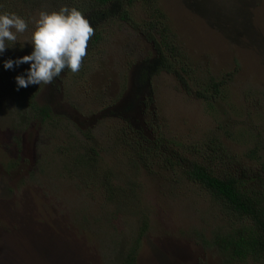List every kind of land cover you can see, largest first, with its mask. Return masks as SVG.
Wrapping results in <instances>:
<instances>
[{"label":"rangeland","instance_id":"1","mask_svg":"<svg viewBox=\"0 0 264 264\" xmlns=\"http://www.w3.org/2000/svg\"><path fill=\"white\" fill-rule=\"evenodd\" d=\"M156 1L170 28L167 43L188 53L199 75L218 80L225 97L208 107L162 69L150 75L143 90L152 97L155 113L131 115L142 122L155 120L166 139L186 146L220 135L241 155L255 141L240 135L226 139L221 127L231 120L236 132L249 130L264 138V0ZM81 2L85 0H5L0 7V14L16 13L28 23L16 44L0 54V264H122L144 217L149 225L137 264H225L204 242L225 217L207 190L164 163L153 165L152 172L140 167L134 173L124 166L121 150H109L113 124L122 118L119 109L108 106L134 95V67L157 52L143 25L137 29L117 17L105 20L80 71L64 70L47 85L18 89L16 77L26 76L30 64L4 67L6 60L33 51L27 41L41 11ZM125 8L138 24L146 20L140 1ZM90 10L84 5L81 12L86 16ZM162 50L173 60L168 47ZM30 95L50 103L57 117L35 119ZM86 132L93 137L89 144L104 156L99 177L76 167L80 152L57 150L87 139ZM245 163L257 171V161ZM105 172L111 173V184L129 186V198L110 200Z\"/></svg>","mask_w":264,"mask_h":264},{"label":"trees","instance_id":"2","mask_svg":"<svg viewBox=\"0 0 264 264\" xmlns=\"http://www.w3.org/2000/svg\"><path fill=\"white\" fill-rule=\"evenodd\" d=\"M137 1L146 6L147 18L142 24H138L131 12L125 8ZM4 2L5 0H0L1 8ZM84 5L88 10L91 8L85 17L95 30L88 47L90 44L94 46L101 38L99 31L102 23L113 17L126 21L137 29L143 25L147 38L156 44L155 56L143 58L134 67V95L128 94V98L119 97L108 106L110 109H119V117L122 118L117 125L113 124L109 150H121L125 158L124 166L134 173H138L141 168L152 172L153 165L164 163L180 171L187 180L199 184L217 201L225 215L222 225L212 232L209 239H204V242L216 249L225 264H264V138L255 137L249 130L236 132L229 125L231 120H227L221 127L224 138L233 139L240 135L246 140L255 141L253 147L239 155L224 144L220 135L186 146L175 138L166 139L164 133L158 130L155 120L142 122L139 118L135 119L131 114L141 115L148 111L155 113L156 106L152 103V97L143 95L152 73L165 69L174 74L188 94L208 102V107H214L218 98L225 97L222 84L210 74L199 75L190 55L181 50L176 51L171 43H167L170 28L168 23L163 22L165 12L156 0H85L75 7L81 11ZM156 36L164 38V41H159ZM165 46L171 51L173 60L165 58L162 50ZM65 71L71 72L68 69ZM71 74L75 75L72 72ZM29 103L33 116L38 121L47 122L57 117L50 103H40L33 95H30ZM109 113L114 116L112 111ZM147 131L152 135L147 136ZM84 134L87 139L77 140L73 145L66 144V147L61 145V149L57 150L64 154H70L69 151L80 152L74 159L76 167L88 176L97 175L104 165V156L98 146L89 144L93 141L91 134ZM248 160L259 163L257 171L246 165ZM65 167L71 168L66 165ZM111 173L102 174L110 200L129 198V186H120L115 182L116 186L111 184ZM124 173L126 172L121 171L120 174ZM148 225V219L144 217L138 236L124 255L122 264H137L140 242Z\"/></svg>","mask_w":264,"mask_h":264},{"label":"clouds","instance_id":"3","mask_svg":"<svg viewBox=\"0 0 264 264\" xmlns=\"http://www.w3.org/2000/svg\"><path fill=\"white\" fill-rule=\"evenodd\" d=\"M27 28L26 20L16 13L0 14V54L7 47L14 46L18 41L17 34L24 33ZM94 34L89 19L76 7L62 6L58 11H41L35 21V30L27 41L33 45V51L15 61L6 60L4 67L11 69L14 65L30 64L26 76L16 77L18 89L50 84L65 69L74 74L80 71Z\"/></svg>","mask_w":264,"mask_h":264}]
</instances>
